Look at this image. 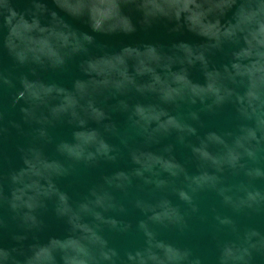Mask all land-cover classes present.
<instances>
[{
    "label": "water",
    "instance_id": "obj_1",
    "mask_svg": "<svg viewBox=\"0 0 264 264\" xmlns=\"http://www.w3.org/2000/svg\"><path fill=\"white\" fill-rule=\"evenodd\" d=\"M0 264H264V0H0Z\"/></svg>",
    "mask_w": 264,
    "mask_h": 264
}]
</instances>
